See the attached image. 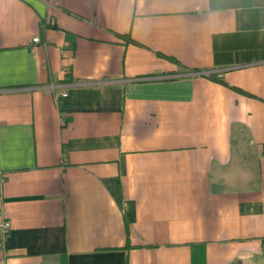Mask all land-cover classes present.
I'll return each instance as SVG.
<instances>
[{"label":"crops","instance_id":"obj_1","mask_svg":"<svg viewBox=\"0 0 264 264\" xmlns=\"http://www.w3.org/2000/svg\"><path fill=\"white\" fill-rule=\"evenodd\" d=\"M5 220L0 264H264V0H0Z\"/></svg>","mask_w":264,"mask_h":264},{"label":"built area","instance_id":"obj_2","mask_svg":"<svg viewBox=\"0 0 264 264\" xmlns=\"http://www.w3.org/2000/svg\"><path fill=\"white\" fill-rule=\"evenodd\" d=\"M37 37H35V38H33V41H37ZM67 95V93L66 92H59L57 95H56V97H57V100H58V97H65ZM0 227H1V229L3 230V232H5V231H7L8 229H9V227H10V222L9 221H7V220H5V221H3V222H1L0 223Z\"/></svg>","mask_w":264,"mask_h":264},{"label":"trees","instance_id":"obj_3","mask_svg":"<svg viewBox=\"0 0 264 264\" xmlns=\"http://www.w3.org/2000/svg\"><path fill=\"white\" fill-rule=\"evenodd\" d=\"M128 39H130L129 37H127ZM210 77L214 78V79H218L219 81H222L221 79L217 78L216 76L212 75V74H209ZM237 89L238 91H242L241 89L239 88H235ZM243 92V91H242Z\"/></svg>","mask_w":264,"mask_h":264}]
</instances>
